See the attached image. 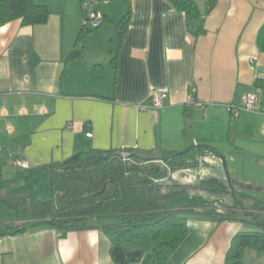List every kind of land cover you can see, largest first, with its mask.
Listing matches in <instances>:
<instances>
[{
    "label": "crops",
    "instance_id": "0c3cea01",
    "mask_svg": "<svg viewBox=\"0 0 264 264\" xmlns=\"http://www.w3.org/2000/svg\"><path fill=\"white\" fill-rule=\"evenodd\" d=\"M35 1L49 10L46 24L0 26V203L9 200L16 214L6 223L32 221L30 205L50 199V167L89 149L130 148L157 157L193 146L201 160L200 151L224 158L237 180L231 165L237 160L264 172V54L256 47L264 0H218L208 15L207 0H193L204 18L205 34L197 38L168 0ZM83 2L104 19L78 40ZM127 12L118 47L115 26ZM76 44L79 56L69 58ZM191 88L201 107L186 106ZM160 89L167 91L163 107L144 108ZM247 93L258 96L256 112L232 119L228 108L240 107ZM9 166L14 175H4ZM245 179L241 188L264 189ZM252 205L229 208L261 207ZM192 216L166 264H224L231 239L251 231L247 226L254 230L216 215ZM114 242L109 227L63 236L39 227L4 236L0 264H115ZM147 258L132 264H151ZM243 261L264 264V254L247 249Z\"/></svg>",
    "mask_w": 264,
    "mask_h": 264
},
{
    "label": "trees",
    "instance_id": "16d2710c",
    "mask_svg": "<svg viewBox=\"0 0 264 264\" xmlns=\"http://www.w3.org/2000/svg\"><path fill=\"white\" fill-rule=\"evenodd\" d=\"M174 9L184 13L190 35L205 34L204 18L193 0H168ZM218 0H207L208 15ZM129 12L115 26L118 47L127 29ZM49 10L35 0H0V26L19 21L21 26L47 23ZM81 29L78 40L83 32ZM256 47L264 54V23L256 36ZM79 56L77 44L69 58ZM117 55L111 62L115 69ZM214 150V149H212ZM208 164L201 160L195 147L181 152L164 151L148 157L135 149H89L80 151L59 165L50 167V199L33 202L32 221L22 225L0 224V236H13L39 227H50L62 236L68 232L109 227L115 242L111 257L115 264L137 263L142 251H126L121 240H145L151 243V264H166L188 235L187 215H216L221 221L246 222L254 230L237 233L230 242L224 264H244L247 249L264 254V203L246 210L214 212L206 206L163 210L161 202L185 192V186L170 182L172 172L202 170ZM198 188L221 195L228 193L217 180H200ZM110 221V222H108ZM98 223V224H96ZM108 223V224H106Z\"/></svg>",
    "mask_w": 264,
    "mask_h": 264
},
{
    "label": "rangeland",
    "instance_id": "374dc122",
    "mask_svg": "<svg viewBox=\"0 0 264 264\" xmlns=\"http://www.w3.org/2000/svg\"><path fill=\"white\" fill-rule=\"evenodd\" d=\"M218 146L224 148L222 143ZM198 153L202 160L208 164V167L202 170L188 169L172 172L170 176V182L185 186V192L176 197L165 198L160 205L163 210L206 206L208 209H215L214 212H219L227 210L229 207H232V205L237 208H240V206H242V208L243 206L246 208L247 205L253 206L252 204H256V202L264 203V189L253 190L244 188V190L241 188L242 180H247L245 178H248L251 182H253V184H261V186H264V172L261 168H253L252 164L248 162V160H237L232 162L231 165L236 169V174L239 175V181L231 174L232 170L227 169V162L224 158L215 156L213 154H209V157H206L207 155H203L201 151ZM213 165H216L219 170H214L211 168ZM14 172L16 171L15 169H12L11 166H9V168L6 167L3 171L4 175L7 173L14 175ZM210 179H214L225 184L228 188V193L217 195L198 188L197 185L200 180ZM39 185L40 189L42 190L44 186L41 184ZM232 186H234L235 194L232 193ZM241 190H243V192H241ZM2 198H4V196ZM5 198L8 199L7 197ZM7 203H10L9 200H5V204L0 203V224H8L6 223V220L16 216L15 211L11 209ZM191 217H193L191 214L187 215V218ZM245 230L253 229H250V227L247 226V229ZM120 244L125 248L126 251L142 250L144 252L143 256H145L147 262L149 261L147 257L149 256L151 250L150 242L145 240L128 241L124 239L121 240ZM250 264L254 263L250 261Z\"/></svg>",
    "mask_w": 264,
    "mask_h": 264
},
{
    "label": "built area",
    "instance_id": "2783aa9c",
    "mask_svg": "<svg viewBox=\"0 0 264 264\" xmlns=\"http://www.w3.org/2000/svg\"><path fill=\"white\" fill-rule=\"evenodd\" d=\"M82 19H81V27L85 30H92L99 28L103 24V16L93 9L92 5L83 2L82 5ZM167 98V91L164 89L152 91L150 94V103L149 105L145 106L144 108L150 109H160L163 107L164 102ZM257 103H258V96L255 93H247L243 100L240 107H229V111L231 114V118L235 119L238 117L240 112H249L254 113L257 110ZM186 106L192 107L197 106L201 107L194 99V89H190L188 93V97L186 100ZM15 166H19L22 168H27V165L22 161H14L13 163ZM4 236H0V246Z\"/></svg>",
    "mask_w": 264,
    "mask_h": 264
},
{
    "label": "water",
    "instance_id": "95a60500",
    "mask_svg": "<svg viewBox=\"0 0 264 264\" xmlns=\"http://www.w3.org/2000/svg\"><path fill=\"white\" fill-rule=\"evenodd\" d=\"M225 166V165H224Z\"/></svg>",
    "mask_w": 264,
    "mask_h": 264
}]
</instances>
